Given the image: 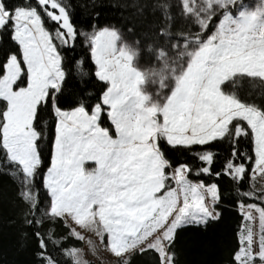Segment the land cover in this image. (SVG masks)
Instances as JSON below:
<instances>
[{"label": "snow or ice", "instance_id": "6c2138e0", "mask_svg": "<svg viewBox=\"0 0 264 264\" xmlns=\"http://www.w3.org/2000/svg\"><path fill=\"white\" fill-rule=\"evenodd\" d=\"M76 7L0 0V175L16 185L38 264H133L149 253L153 264H176L178 229L218 221L225 200L242 218L226 264H264V0H134L119 26L101 24L103 5L89 0L85 28ZM148 9L159 16L137 36ZM77 42L94 70L66 60ZM73 64L82 86L69 83ZM246 82L260 86L259 102L241 95ZM73 239L86 247H63Z\"/></svg>", "mask_w": 264, "mask_h": 264}, {"label": "trees", "instance_id": "16d2710c", "mask_svg": "<svg viewBox=\"0 0 264 264\" xmlns=\"http://www.w3.org/2000/svg\"><path fill=\"white\" fill-rule=\"evenodd\" d=\"M134 0H98L103 7L99 9L101 15L99 22L101 24H124L126 17H132L136 13V9L131 7ZM150 3L155 0H149ZM71 3L76 5L75 22L78 27L85 28L89 23L90 8L81 7L88 4L89 0H71ZM128 4L129 7L124 8L123 5ZM159 16V13L153 14L151 9L146 11L147 22L137 24L136 35L139 36L142 32L147 31V23L152 22ZM181 22L177 21L174 31L180 29ZM136 38V36H131ZM142 38V37H141ZM66 60L75 58V60H84V71L94 70L90 57L86 55L83 46L77 42L73 50L65 53ZM67 67V65H66ZM69 83L72 87L82 86L79 84V72L74 64L71 67L69 75ZM88 92L92 94L94 102L97 89L100 87V82L92 76L88 81ZM225 90L230 91L231 85L226 83ZM259 85L253 82H246L241 92L242 96H256L259 102V97L256 95L259 91ZM50 121V118H46ZM228 147V142L217 147L219 155L216 158L215 170L220 168V162L224 159ZM251 143L249 139L241 141V151L250 150ZM43 150V159L47 161L50 158L47 140L41 143ZM168 155L172 160L178 162H193V153L184 151L183 149H168ZM4 168L3 161H0V171ZM208 182H212L214 177H201ZM219 183L223 189L228 188L225 180H220ZM16 194V185L7 175H0V264H38L35 258V249L37 241L33 238L29 228L24 226L19 217V210L14 207L13 201ZM223 212L222 217L218 221L210 222L205 226H184L178 229L174 251L176 252V264H226L230 254L237 246L236 234L239 230L241 217L238 212L232 207L229 200H225L221 205ZM51 225H45L44 230ZM63 229L59 226L56 228V238L62 236ZM76 246L81 247L82 242L75 239L67 241L63 247ZM49 247H52L49 242ZM154 253L146 254L145 256H137L133 264H153ZM63 259V257H61Z\"/></svg>", "mask_w": 264, "mask_h": 264}, {"label": "rangeland", "instance_id": "374dc122", "mask_svg": "<svg viewBox=\"0 0 264 264\" xmlns=\"http://www.w3.org/2000/svg\"><path fill=\"white\" fill-rule=\"evenodd\" d=\"M249 2H254V0H249ZM129 39L131 40V39H135V38H133V37L130 36ZM149 59H150L149 55L147 54V52H145V53H143V54L141 55V57H140V59H139V63H140L141 65H144V64H146V63L149 62ZM104 123L107 124V121L105 120ZM260 186H261V185L258 183V184H257V187H260ZM255 228H256L257 230H258V228H259L258 221L255 223ZM84 247H86V241H85V242H82V246H81L80 248H84ZM86 258L91 259V260H93L94 262L96 261V257L92 256L91 253H89V255H88ZM102 259H107V257H106V256H105V257H102Z\"/></svg>", "mask_w": 264, "mask_h": 264}]
</instances>
